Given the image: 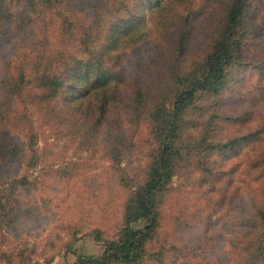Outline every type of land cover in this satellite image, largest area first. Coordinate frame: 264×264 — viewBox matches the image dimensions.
<instances>
[{
  "label": "rangeland",
  "instance_id": "obj_1",
  "mask_svg": "<svg viewBox=\"0 0 264 264\" xmlns=\"http://www.w3.org/2000/svg\"><path fill=\"white\" fill-rule=\"evenodd\" d=\"M232 2L4 0L0 264H264V0H243L219 89L177 116L141 255L103 254L149 223L126 216L164 152L151 111L173 115Z\"/></svg>",
  "mask_w": 264,
  "mask_h": 264
},
{
  "label": "trees",
  "instance_id": "obj_2",
  "mask_svg": "<svg viewBox=\"0 0 264 264\" xmlns=\"http://www.w3.org/2000/svg\"><path fill=\"white\" fill-rule=\"evenodd\" d=\"M3 2L4 0H0V17L2 16ZM243 5V0H233L229 6L224 27L216 37L213 50L201 67V73L192 77H180L179 82L182 86L184 84L186 86L179 90V94L173 103V115L168 111H164L165 106L151 111V117L157 123L162 124L159 136L164 152L161 158L154 161L151 177L145 183L139 195L135 213H128L126 216V221H134L141 216H150V221L143 229H131L129 226H125L120 231L118 239L110 242L104 248L103 254L109 259L123 263L132 262L137 260L144 250L143 242L157 224L156 216L153 212V195L160 188L163 178L166 177V180H169L171 177L169 162L175 149L171 148L169 140L179 128L177 116L187 105L188 101L192 100L199 91H216L224 82L226 67L233 60L235 52L241 47L242 40L239 29ZM88 74L90 75V72ZM3 114L0 113L1 116H4ZM25 134H27V143L25 144L34 153L32 126H30V123Z\"/></svg>",
  "mask_w": 264,
  "mask_h": 264
}]
</instances>
